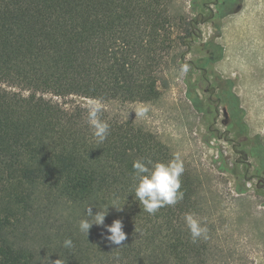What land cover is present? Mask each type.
Listing matches in <instances>:
<instances>
[{
	"label": "trees",
	"instance_id": "1",
	"mask_svg": "<svg viewBox=\"0 0 264 264\" xmlns=\"http://www.w3.org/2000/svg\"><path fill=\"white\" fill-rule=\"evenodd\" d=\"M175 1L0 0V264H205L206 245L192 242L184 219L198 208L191 172L184 165L183 198L149 215L135 200L132 164L166 163L171 149L106 107L110 134L98 144L89 103L77 100L159 97L179 39L192 35ZM225 84L233 123L243 121ZM89 206L93 214L109 206L104 225L122 221V245L107 241L103 226L79 231Z\"/></svg>",
	"mask_w": 264,
	"mask_h": 264
},
{
	"label": "rangeland",
	"instance_id": "2",
	"mask_svg": "<svg viewBox=\"0 0 264 264\" xmlns=\"http://www.w3.org/2000/svg\"><path fill=\"white\" fill-rule=\"evenodd\" d=\"M223 1L224 14H217ZM175 5L192 35L179 39L161 76L159 97L102 104L180 153L196 179V216L209 229L208 238H201L205 264H264V0H176ZM224 79L232 81L244 123L241 129L231 123L230 135L241 142L247 160L232 149V141L209 129L216 111L207 88L213 85L217 96ZM217 106L212 127L223 134L229 103L222 99ZM141 108L147 109L144 116L137 114Z\"/></svg>",
	"mask_w": 264,
	"mask_h": 264
},
{
	"label": "clouds",
	"instance_id": "3",
	"mask_svg": "<svg viewBox=\"0 0 264 264\" xmlns=\"http://www.w3.org/2000/svg\"><path fill=\"white\" fill-rule=\"evenodd\" d=\"M184 71H187L186 67ZM103 107L99 100H93L87 106V123L98 144H103L110 134V125L101 119ZM146 112V108H141L137 114L144 116ZM132 167L135 180L133 188L135 200L143 206L144 211L149 215H154L161 207L173 206L183 198V192L180 190V177L184 172V164L180 153H173L172 158L166 163L146 158L136 159L133 161ZM110 206L119 211L122 205L113 204ZM108 207L98 210L95 214H93L91 206L86 207L84 218L78 222V229L86 237L92 225L103 226L108 233L105 237L106 240L111 244L122 245L126 240L122 221L116 219L110 225H104ZM184 219L192 242L201 238H208L209 229L196 214L186 213ZM62 247L72 248V240L70 238L65 239ZM54 264H61V262L57 259Z\"/></svg>",
	"mask_w": 264,
	"mask_h": 264
},
{
	"label": "flooded vegetation",
	"instance_id": "4",
	"mask_svg": "<svg viewBox=\"0 0 264 264\" xmlns=\"http://www.w3.org/2000/svg\"><path fill=\"white\" fill-rule=\"evenodd\" d=\"M224 5H225V2H224V4H221L220 5V7H219V9H218V11H217V14H220L221 13V11H224L223 9H224ZM237 9H239L240 8V5H237V7H236ZM224 90H221L220 89V91H219V93H218V95L217 96H215L214 97V94H213V92H214V90H215V88H214V86L213 85H211V86H209L208 88H207V90H210L211 89V96H210V99H211V102L212 103H215V105H214V108H215V111H216V114H215V116H214V119H213V122H212V125H215L216 124V122L218 121V117H219V113H218V106H217V103H220V101L222 100V98L223 97H226L227 95H225V94H227V91L225 90L226 88H228V85L227 84H225L224 86ZM223 94H222V93ZM225 112H226V114H227V117L225 118V120H224V122H225V129H224V131H223V134H221V132L219 131V129L217 128V127H212V125L210 126V130L211 131H215L216 133H217V136L218 137H220L221 135H222V137L225 139V140H227V141H232V144H233V146H232V149L234 150V151H236V150H239L241 153H242V155H243V157H244V159L245 160H247V155L242 151V150H240V146H241V142H237V143H235L234 142V140H232V137H231V131H230V128H229V125L231 124V123H233V118L231 117V114H233L234 113V111L233 110H229L228 108H225ZM234 121H236V123H234V124H236L237 125V127L238 128H243V121L240 119H236V120H234Z\"/></svg>",
	"mask_w": 264,
	"mask_h": 264
},
{
	"label": "bare ground",
	"instance_id": "5",
	"mask_svg": "<svg viewBox=\"0 0 264 264\" xmlns=\"http://www.w3.org/2000/svg\"><path fill=\"white\" fill-rule=\"evenodd\" d=\"M263 56V55H262ZM260 66V65H259ZM256 69V68H255ZM260 72V71H259ZM223 144V143H222Z\"/></svg>",
	"mask_w": 264,
	"mask_h": 264
}]
</instances>
